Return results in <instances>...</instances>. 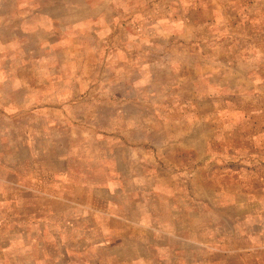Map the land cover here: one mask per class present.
<instances>
[{
	"label": "rangeland",
	"instance_id": "rangeland-1",
	"mask_svg": "<svg viewBox=\"0 0 264 264\" xmlns=\"http://www.w3.org/2000/svg\"><path fill=\"white\" fill-rule=\"evenodd\" d=\"M0 264H264V0H0Z\"/></svg>",
	"mask_w": 264,
	"mask_h": 264
},
{
	"label": "clouds",
	"instance_id": "clouds-1",
	"mask_svg": "<svg viewBox=\"0 0 264 264\" xmlns=\"http://www.w3.org/2000/svg\"><path fill=\"white\" fill-rule=\"evenodd\" d=\"M17 247H20V246L17 244H13L12 249H9V251H12L13 249H16Z\"/></svg>",
	"mask_w": 264,
	"mask_h": 264
}]
</instances>
